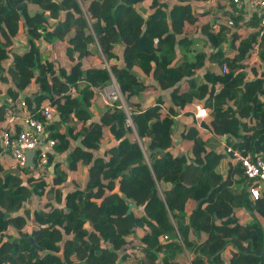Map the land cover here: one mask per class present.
<instances>
[{"label":"trees","instance_id":"16d2710c","mask_svg":"<svg viewBox=\"0 0 264 264\" xmlns=\"http://www.w3.org/2000/svg\"><path fill=\"white\" fill-rule=\"evenodd\" d=\"M234 3L0 0V131L14 113L43 121V106L56 108L44 173L25 166V182L0 159V264H264V195L252 199L253 182L221 149L264 157V73L252 79L246 60L258 45L264 62V34ZM234 27L244 34L230 36ZM113 77L133 125L119 102L94 112ZM151 95L145 108L139 99ZM197 104L210 113L200 126L189 122ZM72 173L86 184L65 191ZM241 209L253 220L243 223Z\"/></svg>","mask_w":264,"mask_h":264},{"label":"built area","instance_id":"2783aa9c","mask_svg":"<svg viewBox=\"0 0 264 264\" xmlns=\"http://www.w3.org/2000/svg\"><path fill=\"white\" fill-rule=\"evenodd\" d=\"M211 4L215 0H209ZM234 4L241 13H248L249 11L253 14H257L260 18L261 35L264 34V0H234ZM220 21L213 25V28L219 30L221 25ZM229 24L234 26L233 21ZM256 50L259 49L258 45H255ZM225 71H227V66H224ZM113 82L117 85L118 92L121 93L120 86L118 82L113 78ZM112 82V84H113ZM112 84L109 88H112ZM105 101L108 106H115L117 101V94L110 92L106 89ZM113 95V96H111ZM9 102L13 104V99L9 98ZM120 107L124 108L128 114V121L133 125L132 115L129 109L124 107L126 105L124 100L121 99ZM24 106L25 103L22 102ZM43 121L36 119L32 115L22 116L21 114L14 113L10 118L9 122L5 125L3 124V130L0 131V145L5 152L10 153V155L16 160V166L18 168H23L28 163V152L36 151L35 156V166L37 168V174H42L46 170L49 163L50 154L54 152V147L56 141L48 137V132L46 126L50 124L56 116V108L51 103H47L43 106ZM210 113L207 108L201 104L195 106L194 117L197 120L198 125L209 117ZM15 124H21L22 128L17 135H13L9 132V126ZM222 151H225L235 162H239L244 168V174L247 179L253 182L250 189V195L253 200H258L264 195V157L256 156L251 157L242 154L239 150L227 145L226 143L221 144ZM0 153V157H1ZM167 238V236H166Z\"/></svg>","mask_w":264,"mask_h":264},{"label":"crops","instance_id":"0c3cea01","mask_svg":"<svg viewBox=\"0 0 264 264\" xmlns=\"http://www.w3.org/2000/svg\"><path fill=\"white\" fill-rule=\"evenodd\" d=\"M204 2H208V1H196V3H195V5H197L198 6V9L199 10H201V11H203V12H205V11H207L208 10V8H206V5H205V3ZM205 5V6H204ZM231 8V6L229 5L228 6V9H230ZM233 10V9H232ZM242 11V10H241ZM219 13V12H218ZM236 15H240V16H242V18H243V20L245 19L246 21L247 20H249L253 15H255V14H253V13H251L250 11L248 12V13H241V12H237L236 13ZM204 21H205V23L204 24H206L207 22H209L210 24L213 22L212 21V15L211 14H206L204 17ZM219 19V18H218ZM217 21H220L221 23H223L225 20L224 19H219V20H217ZM200 26H202V25H200ZM233 27V26H232ZM234 32H237L238 34L239 33H242V34H244V28H233L232 29V31L230 32V36H232L233 35V33ZM192 37H194V38H197L199 41L197 42V44L195 45V46H197V47H202V46H204V43L205 42H208V37L206 36V34H204L203 33V31H202V29H200V27L198 28V30H197V32L192 36ZM26 38V36L25 35H23L22 37H21V41H24V39ZM201 39V40H200ZM239 39V38H238ZM43 48H44V50H45V53H44V58L46 59L47 58V56H48V54H49V50H50V45H48V44H46L45 42H44V44H43ZM205 48L206 49H209V47L208 46H205ZM179 50V60L181 61V60H183V58H184V55H183V53H182V51H181V49L179 48L178 49ZM251 54H252V56H247L246 57V60H247V63H249V65H248V68L247 69H249L250 67H253V66H256V70H257V74L254 72V70H251L250 71V76H251V78L252 79H255L256 77H260L261 75H262V73H264V62L261 60V58L259 57V55H258V53H259V49L258 50H256L255 48H252L251 49V52H250ZM210 55H208V57H207V63H209L210 62V57H209ZM114 78V77H113ZM115 79V78H114ZM189 79V78H188ZM250 79V78H249ZM116 80V79H115ZM117 81V80H116ZM150 82H153L151 79L149 80ZM188 82H189V80H188ZM114 83V82H113ZM111 85H109L108 87H106V88H104V89H102V90H98L99 91V99H98V101H97V103L95 104V106H94V112L96 113V114H98V113H100V112H102V111H105V110H107V107H108V105L106 104V101H105V97H106V89L108 90L109 89V87H110ZM3 88V89H2ZM34 88L36 89L37 87L36 86H34ZM34 88H33V90H34ZM0 89L3 91V92H0V100L2 99V97L4 96V94H5V89H6V85L5 84H0ZM170 92H171V90H169V91H166L165 93L166 94H170ZM123 96V95H122ZM151 98L150 99H148L147 101L146 100H144V99H139V101H141L143 104H144V107L146 108V104H147V102H152L153 101V99L155 98V96H150ZM119 102V101H118ZM120 103V102H119ZM124 103L126 104V101L124 100ZM149 103V104H150ZM194 112H195V110H194ZM96 118H100V115H97L96 116ZM208 119V118H207ZM193 120H195L196 121V123H197V120H196V118L193 116V114H192V116L190 117V120H189V122H193ZM205 121V120H204ZM195 123V122H194ZM194 123H193V125H194ZM195 126H199L198 125V123H197V125L195 124ZM205 132L206 133H208V131L207 130H205ZM209 134L211 135V133L209 132ZM75 144H77V145H80V143L77 141V142H75L74 143V145ZM104 149H106V146H103L102 148H101V150H99V151H97V152H95V154L98 156V155H100V156H102L103 154H104ZM58 158L56 159V161L58 162V161H62V162H67V156L66 155H63V156H57ZM0 159L8 166V171H14V172H17L18 174H20L21 176H23L24 177V181L25 182H27V176L26 175H23L22 174V168H18L17 166H16V160L9 154V155H6L4 152L2 153V155H1V157H0ZM14 160V161H13ZM28 164V163H27ZM55 165H56V162H54L53 164H52V166L51 167H49V171L50 172H54V177H55V172H56V169H55ZM26 167H28V168H31L32 166H27L26 165ZM33 168H36V166H34ZM35 174H37V172L35 171L34 172ZM71 180H72V182H71ZM73 180H77V182H78V184L81 186V187H84V185L86 184V181H87V176L85 175V173H83V176H77V175H75L74 173H72L70 176H69V182H68V184L66 183L65 184V191H70L71 189H74L75 187H76V185H75V183H74V181ZM48 181L51 183V181H52V177H50L49 179H48ZM42 200H44V199H42ZM38 203V201H32V202H29L28 203V205L29 206H31L32 207V210H33V208L35 207V205ZM237 216L238 217H240V219H241V221L243 222V223H248V222H250V221H252L253 220V217L247 212V210H245V209H241V210H238V212H237ZM32 221L34 222V220H33V218H32ZM87 227H89V225L87 224ZM30 228H31V226H30ZM234 251V248L233 247H229L227 250H226V255L228 256V257H230L231 255H232V252Z\"/></svg>","mask_w":264,"mask_h":264},{"label":"water","instance_id":"95a60500","mask_svg":"<svg viewBox=\"0 0 264 264\" xmlns=\"http://www.w3.org/2000/svg\"><path fill=\"white\" fill-rule=\"evenodd\" d=\"M149 103L150 102H147V104H146V107H148L149 106ZM137 133V132H136ZM35 156H36V151H34V150H32V151H29L28 152V164H27V166H32V167H34L35 166ZM135 207V204H133V203H130V205H129V210H128V212H127V214L128 215H130V214H132V212H133V208ZM46 253H53L52 251H49V252H46Z\"/></svg>","mask_w":264,"mask_h":264},{"label":"rangeland","instance_id":"374dc122","mask_svg":"<svg viewBox=\"0 0 264 264\" xmlns=\"http://www.w3.org/2000/svg\"><path fill=\"white\" fill-rule=\"evenodd\" d=\"M109 91L112 92V93L114 92L115 94H117V96H118L117 97V101H121V99L125 100L124 97L122 96V94L120 95V92H118V88H117V85L115 83L112 84V88H109ZM111 96H113V95H111ZM126 106H127L128 109L130 108L127 103H126V105H124V107H126ZM192 207H193L192 205H189V209H191ZM131 216H133V214ZM183 222H184L183 218H180L179 219V223L183 224Z\"/></svg>","mask_w":264,"mask_h":264}]
</instances>
